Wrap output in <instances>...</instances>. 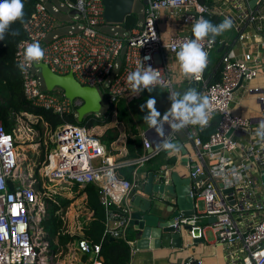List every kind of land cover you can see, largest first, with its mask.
<instances>
[{"label":"built area","instance_id":"built-area-1","mask_svg":"<svg viewBox=\"0 0 264 264\" xmlns=\"http://www.w3.org/2000/svg\"><path fill=\"white\" fill-rule=\"evenodd\" d=\"M250 1L213 0L210 8L198 0H143V22L119 36L114 32L120 27L104 20L102 0H37L22 25L24 38L18 42L14 58L18 67L27 45L39 42L44 58L26 71L18 68L23 96L31 106L61 117L76 118L82 101L69 100L60 90L47 92L40 69L36 68L38 63L59 76L72 74L82 86L95 87L102 100L111 104L140 97L142 92H132L127 76L142 64L160 71L159 78L165 84L156 88L171 91L165 53H177L183 43L193 39L192 27L201 17L229 18L235 43L249 36H256L258 42L249 45L251 53L244 57L235 56L230 50L224 52L219 61V81L209 85L205 75L215 42L209 43L206 38L202 44L208 53L207 67L199 80L190 81L209 100V123L188 125L180 131L170 128L165 136L153 130L149 138L139 130L133 141L140 143L142 152L133 158L117 159L90 130L64 123L50 134L53 148L37 178L19 164L14 135L5 130L0 118V264H45L34 241L32 211L41 198L70 194L72 188L79 194L86 186L94 185L104 213L102 241L123 238L131 212L127 199L131 204L147 178L140 169L161 155L175 157V163L153 172L157 183L168 185L170 174L179 164L190 180L203 177L190 186L195 214L175 218L168 227L200 226L202 236L209 228L216 243L226 251V264H264V141L256 136L259 122L264 121V0H255L252 7ZM62 9L67 20L58 17ZM162 11L178 19L181 26L178 33L167 38L162 36L158 24ZM104 28H109V32ZM58 31L61 33L49 38ZM158 57L161 60L156 62ZM235 93H239L240 101L255 103L254 117L233 111ZM214 119L216 128L204 140L205 129ZM179 134L185 145L178 139ZM165 139L171 143L179 140L185 155L176 147H160ZM126 167L133 168L131 180L118 176V171ZM199 202L203 203L202 211L198 210ZM210 218L214 222L208 223ZM114 222L118 227L112 226ZM101 242L77 240L79 254L93 256L79 264H102L98 259ZM128 245L132 247V242ZM176 264L202 261L189 259Z\"/></svg>","mask_w":264,"mask_h":264},{"label":"trees","instance_id":"trees-1","mask_svg":"<svg viewBox=\"0 0 264 264\" xmlns=\"http://www.w3.org/2000/svg\"><path fill=\"white\" fill-rule=\"evenodd\" d=\"M62 1L73 2L74 0ZM138 1L141 3V5H144L143 0ZM36 2L37 0H23V22L17 21L16 23L12 24L9 32L5 34L4 39L0 40V118L3 122L5 130L7 132L13 133L14 127L16 125V118L18 116H22L23 113H26L36 119L35 123L32 124V127L41 132V137L44 129L51 134L64 123L84 127L88 130L107 127L112 121V115L115 114L116 121L122 124L126 129V158H133L139 155L142 152L140 143L133 141V139L137 138L139 134V128H137V126L134 124L124 100H119L116 103L108 104L107 110L100 116L89 114L84 117L82 122L79 123L73 116L61 117L50 111L35 108L25 100L14 54L18 42L24 38L22 25L32 14ZM198 2L210 8L213 6V0H198ZM206 20L211 21L213 24H219L224 19L212 15L207 17ZM138 21L139 20L136 12H133L126 17L123 24L119 27L124 32H130L138 26ZM13 33L18 34L13 35ZM235 39L236 34L233 32L232 28L224 32L222 35L216 37L215 48L212 51L214 57L212 58L210 56V64L205 75L208 79L209 85L219 81V61L223 52L218 54L217 49L221 44H226V46L228 45L229 47V45L233 44ZM216 125L217 120L214 119L210 126L205 129V132L202 136L204 140H206L214 132ZM95 137L102 145H104L107 149H110V145L117 141L120 137V131L116 127L106 128L101 135ZM39 144L41 156L38 160L37 167L34 169L35 177H38V169L40 164L45 160L46 153L51 148H53V145L49 143L44 154V145L42 139H39ZM168 162L173 163L174 161L168 160ZM151 170L154 172L156 169ZM132 172L133 168L131 167L122 168L118 171V176L125 180H131ZM83 194H86L87 196L86 207L91 213V217L89 220H85L83 222L84 233H82V237L77 235H63V229H61L63 225L61 219L62 215L65 212V209L73 202V199H67L66 197L60 195H50L46 198V216L40 221L39 226L45 233L44 239L47 241L48 247L51 248L53 253L58 251V245H62L64 247L65 244L75 242L82 238L87 239L93 244L102 241L104 216L103 211L98 203L96 187L94 185L86 186L82 191H80L78 195L81 196ZM60 210L61 213L59 212ZM132 239L133 234H126V236L123 238H115L112 240L105 239L101 242V251L98 259L102 264H128L130 259V247L127 242ZM81 256L84 259V262L87 256Z\"/></svg>","mask_w":264,"mask_h":264},{"label":"water","instance_id":"water-1","mask_svg":"<svg viewBox=\"0 0 264 264\" xmlns=\"http://www.w3.org/2000/svg\"><path fill=\"white\" fill-rule=\"evenodd\" d=\"M254 2L255 0H251L249 5L252 7ZM102 3L105 22L120 26L126 17L133 13L135 0H102ZM224 47L225 44H221L217 52H221ZM36 68L40 69L47 92L60 90L65 98L69 100L80 99L82 101V105L77 109L76 121L78 123L82 122L84 117L89 114L97 115L100 113L102 98L95 87L82 86L74 79L72 74L56 75L42 63L36 64ZM188 86L189 89L196 90L198 85L191 82ZM153 130L155 129L151 127L146 129L144 131L145 136L149 138ZM169 131V125L165 123L164 136ZM172 144L179 149L181 155H185L186 150L179 140L174 141ZM156 145L158 143L154 144L153 148ZM182 162L184 163V159H182ZM192 172H194V169ZM202 178L200 176L190 180L188 177L179 176L177 172L172 171L168 185H164L156 182L153 172L147 173L143 188L138 190L139 193H135L131 202L132 208L129 214L128 226L133 229V250L159 248L183 250L187 249V246L204 243L200 226L195 228L191 226L168 227L173 225L175 218L191 217L195 214L194 200L190 197V186ZM159 202L166 205L164 208L165 218L161 215L160 209L156 207ZM207 222H214V218L207 219ZM109 240H112V238H109ZM188 240L190 243H187Z\"/></svg>","mask_w":264,"mask_h":264},{"label":"clouds","instance_id":"clouds-1","mask_svg":"<svg viewBox=\"0 0 264 264\" xmlns=\"http://www.w3.org/2000/svg\"><path fill=\"white\" fill-rule=\"evenodd\" d=\"M24 3L23 0H0V40H3L5 34L9 32L11 25L17 21L23 22ZM232 20L225 18L219 24H213L211 21L199 18L192 27L193 39L183 43L177 52V61L180 72L184 78L199 80L208 64V53L204 50L202 42L208 39L209 43H214L217 36L232 28ZM18 33H13L16 35ZM45 52L39 42H33L27 45L24 50L23 58L18 64L21 71L31 68L35 62L44 58ZM145 60L150 57H145ZM159 70L151 66L144 67L143 64L137 70L130 72L127 81L135 95H139L144 90L152 92L157 85H164L165 82L159 78ZM171 106L161 117L157 111L156 99H147L144 105H141V111L147 110L144 116V122L149 127L155 129L160 135L164 136V125L175 131H180L188 125L206 126L209 123L211 112L209 110V100L206 96L197 92L195 89H188L182 95L179 92L171 91L168 96ZM256 136L264 141V121L259 122L256 129ZM164 149H171L174 145L167 139L159 145Z\"/></svg>","mask_w":264,"mask_h":264},{"label":"rangeland","instance_id":"rangeland-1","mask_svg":"<svg viewBox=\"0 0 264 264\" xmlns=\"http://www.w3.org/2000/svg\"><path fill=\"white\" fill-rule=\"evenodd\" d=\"M134 9L137 15L139 16V23L143 22L144 15H143V6L138 0H135L134 3ZM60 19H68L66 17L65 10L62 9L61 14L58 15ZM165 20V17L162 18ZM160 29L162 31H167V37L170 34H174V29L171 30V28H168L165 24L160 25ZM106 32H109V28L103 29ZM61 32H55L50 35L49 38H51L53 35H58ZM115 34L119 36H124L126 32H124L122 29H116ZM165 36V35H163ZM258 41V38L256 36H249L243 39V41L238 43L236 46L237 48H241V46H249L255 42ZM211 57L213 58V52ZM213 60V59H212ZM173 90L178 92L175 84H173ZM54 93H57L58 90L53 91ZM170 94L169 89L166 88H155L152 92H148L145 90L141 93V96L138 99H133L130 101L124 100L127 109L129 111V114L131 118L133 119L134 124L139 128L141 131H145L146 128H148V124L144 122V116L147 114V110L141 111V105H144L149 98H155L156 99V109L161 113V116L166 112L170 106L171 102L168 98ZM108 107V103L106 99L104 98L101 103V111L98 116L103 114ZM36 119L30 115L28 116H18L16 118V125L13 130V135L16 141V147H17V153H18V159L19 164L26 168L25 171H32L34 172L35 167L38 165V160L41 156V149L39 144V139L43 140L44 145V154L45 151L50 144H52L50 133L44 129L41 137V132L34 127H32V124H34ZM116 127L120 131V137L117 140L118 148L121 146L126 147V129L125 127L118 123L115 118V114L112 115V121L107 127L103 128H94L91 131V134L93 136H99L101 135L106 128H112ZM179 138L183 139L182 135H178ZM134 138L133 140H135ZM51 150V149H50ZM49 150V151H50ZM48 151V152H49ZM46 153V155L48 154ZM46 157V156H45ZM197 161V159H196ZM44 162V161H43ZM42 162V163H43ZM42 163L40 164V168L42 167ZM174 171L177 172L180 176L186 177L187 171L182 165H177L174 168ZM38 178V177H37ZM38 188V186H36ZM76 188L71 189V193L69 196H65L67 199H73V202L65 209V212L62 215V228L63 229V235H71V236H79L82 237V233H84L83 230V222L85 220H89L91 217V213L88 211V208L86 207V200L84 199L83 195L75 194ZM46 198H41L39 201V205L35 207V209L32 211V227L34 228L35 235H34V241L37 244V250L40 253V258L45 264H79L80 262H83V258L81 254L76 250V241L70 242L65 244L63 247L62 245H58V251L53 253L51 248L48 247L47 241L44 239L45 233L39 226L40 221L46 216V210H47V204H46ZM162 206V207H161ZM165 204L163 202H159L156 204V207L160 209L161 215L165 218L166 214L164 211ZM162 208V209H161ZM198 210H203V203H198ZM61 213V210L59 211ZM213 238L212 232H207V239L210 241ZM222 254V251L220 249L219 255ZM88 258L91 260L93 259L92 254L88 256Z\"/></svg>","mask_w":264,"mask_h":264},{"label":"crops","instance_id":"crops-1","mask_svg":"<svg viewBox=\"0 0 264 264\" xmlns=\"http://www.w3.org/2000/svg\"><path fill=\"white\" fill-rule=\"evenodd\" d=\"M133 12H135L134 7H133ZM163 17H165V20L162 19ZM138 20H139V16H138ZM138 24H140V23L138 22ZM158 24H159V29H160L161 24H165L166 26H168V28H171V30L174 29V31H175L174 34L178 33L180 30V27H181L180 22H178V19H173L172 17H169L168 13L164 12V11H162L160 13ZM160 32H161L162 36L165 35V36H163L164 38H167V31L166 30L162 31L160 29ZM170 35H173V34H170ZM257 42H255V43H257ZM236 45H237V43H235V41L233 42V44L229 45V47H228V45L226 46V44H225L224 49L221 52H219V53L217 52V53L220 54L222 52L224 53V52L230 50V53H232L235 56H239V57H244L245 55L251 53V48H249V46H246V47L241 46V48H237ZM176 54L177 53L166 52L165 53V62L170 67L169 78H170V81L172 83L171 91H173V84H175L177 91L179 93H181V95H182L185 91H187L189 89L188 85L191 83V81H190V79L184 78L183 75L181 74ZM160 60L158 57L156 59V62H158ZM171 91H170V93H171ZM196 91L200 92L199 86H197ZM238 95H239V93H235V102L233 104L234 105L233 111L237 114L245 115L248 117H254L253 110L257 107L255 105V103L251 102V101H240L238 98ZM148 128H150V127L148 126ZM148 128H146V129H148ZM178 139H180V141L183 142V144L185 145V139H181L179 137H178ZM117 146H118L117 141H115L110 145V149H108V150L113 155H115V157L117 159H126L127 148L125 146H121L120 148H118ZM180 154H181V152H180ZM168 160H173L174 162L170 163V162H168ZM174 163H175V157H166L164 155H161V156L155 158L154 160L150 161L149 163L145 164L140 169V173H144V172L149 173V172L153 171L151 169L157 170L164 165H172ZM262 181H263V185H264V178H262ZM136 192L139 193L138 190ZM64 195L69 196V194H67V193ZM63 197H65V196H63ZM83 197L85 200H87L86 194H83ZM125 202H126V200H125ZM127 203L130 205V208H132V205L129 203L128 199H127ZM103 216H104V213H103ZM203 224H204V222H203ZM112 226L118 227V223L114 222V223H112ZM208 231L212 232L211 229H209V228L206 229L205 236H203V239H204L203 244L187 246V249H183V250H175V249H171V248L170 249L159 248V249H147V250H133V248L130 247V256H129L130 259H129L128 264H176L178 262L184 263L189 259L194 260V261L199 259L202 261V264H226V251H225V249L216 243L213 232H212L213 238L210 241H208V239H207V232ZM126 234H131V235L133 234L132 227L127 226L125 228L123 237H125ZM133 241H134V238L128 242H133ZM187 243H190V241L188 240ZM220 249L222 251V254L219 255ZM87 260H90L88 258V256L85 258L84 262H86Z\"/></svg>","mask_w":264,"mask_h":264}]
</instances>
